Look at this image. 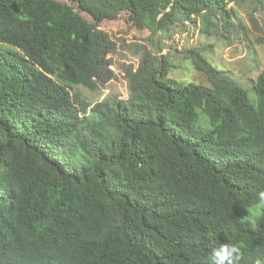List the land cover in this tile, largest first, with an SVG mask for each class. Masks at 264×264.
I'll return each mask as SVG.
<instances>
[{
    "label": "trees",
    "instance_id": "16d2710c",
    "mask_svg": "<svg viewBox=\"0 0 264 264\" xmlns=\"http://www.w3.org/2000/svg\"><path fill=\"white\" fill-rule=\"evenodd\" d=\"M71 1L90 22L56 0H0V264H210L223 242L264 261V70L250 96L200 48L168 51L208 86L169 78L159 54L189 25L231 45L229 4L262 1ZM124 12L162 26L130 43L99 29ZM118 50L137 58L117 64L127 97L91 103L75 88L116 79Z\"/></svg>",
    "mask_w": 264,
    "mask_h": 264
},
{
    "label": "rangeland",
    "instance_id": "374dc122",
    "mask_svg": "<svg viewBox=\"0 0 264 264\" xmlns=\"http://www.w3.org/2000/svg\"><path fill=\"white\" fill-rule=\"evenodd\" d=\"M60 3L67 4L73 8L84 20L90 22V18L77 9V6L71 0H56ZM262 5L234 6L229 4L232 11V17L237 25L241 27L242 37L235 39L231 45L227 46L217 36H207L199 33L192 25L186 27L183 32H178L174 28L168 39H165L161 46L163 47L159 54L169 55L170 64L172 66L169 78L176 80L181 84L194 83L198 85L208 86L205 75L193 68L189 61L182 60L176 53L169 50V46L182 49V47L200 48L203 57L212 64L221 74L243 87L250 96L253 94V84L259 74L264 70V0ZM257 10H253L255 8ZM250 15L257 20L261 26V31H257L253 26ZM159 20V19H158ZM162 26L158 21L155 28L147 27L143 30H136L128 21L126 12L121 13L118 19L113 21H103L99 23V29L105 30L113 34L116 38H123L127 43L140 42L150 31H155ZM119 55H113L114 63L110 68L116 73V79H113L101 86L95 92H88L81 87H76L75 91L81 93L91 103H95L103 99L108 94L118 95L120 99L127 97V84L123 78V72L117 64H136L137 58L132 56L128 51L118 50ZM122 55V56H120ZM252 216H256L258 208L252 209Z\"/></svg>",
    "mask_w": 264,
    "mask_h": 264
},
{
    "label": "clouds",
    "instance_id": "9594fccd",
    "mask_svg": "<svg viewBox=\"0 0 264 264\" xmlns=\"http://www.w3.org/2000/svg\"><path fill=\"white\" fill-rule=\"evenodd\" d=\"M261 203H264V191L258 193ZM244 253L236 243H220L211 249L209 260L210 264H241ZM254 264H264V261L257 259Z\"/></svg>",
    "mask_w": 264,
    "mask_h": 264
}]
</instances>
